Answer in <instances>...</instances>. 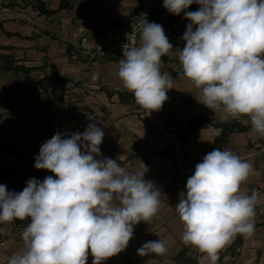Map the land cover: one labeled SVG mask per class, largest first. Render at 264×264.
<instances>
[{
  "label": "clouds",
  "instance_id": "1",
  "mask_svg": "<svg viewBox=\"0 0 264 264\" xmlns=\"http://www.w3.org/2000/svg\"><path fill=\"white\" fill-rule=\"evenodd\" d=\"M193 3L201 7L186 11ZM170 14L190 20L179 51L184 75L202 92L207 108L223 107L232 117L245 116L252 131L264 136V0H163ZM140 43L124 50L118 75L137 104L159 110L174 88L162 74L161 58L173 45L163 27L140 21ZM104 132L90 123L83 133H56L42 143L36 169L55 174L41 182L30 178L20 192L0 184V222L30 219L22 232L26 250L7 264H92L123 252L134 225L160 210L162 193L116 160L97 159ZM253 165L219 148L206 154L187 179L186 196L175 210L184 224L182 241L205 253L211 264L238 235L255 231L258 193L240 191ZM162 240L148 241L137 254L163 255Z\"/></svg>",
  "mask_w": 264,
  "mask_h": 264
},
{
  "label": "crops",
  "instance_id": "2",
  "mask_svg": "<svg viewBox=\"0 0 264 264\" xmlns=\"http://www.w3.org/2000/svg\"><path fill=\"white\" fill-rule=\"evenodd\" d=\"M41 1L45 8L54 11L45 15L33 9L28 0H0V45L11 46L17 62L27 67L53 63L59 76H66L69 80L55 83L44 78L43 74L49 73L46 66L44 72L32 71L35 83L30 89L13 93L8 101L0 103V165L16 166V170L0 184L9 186L8 191L20 192L27 186L23 177L36 173L41 177L51 175L49 170L31 169L32 163L24 157L17 158L11 148L35 158L39 154L35 146L51 139L58 129L83 133L90 123H94L104 132L103 141L111 146L109 151L103 149L102 157L117 159L127 171L135 173L143 171L140 167L142 161L149 169L144 179L151 181L162 193V205L157 215L134 225V234L127 248L102 264H173L174 256L184 246L195 254L198 264H211L205 253L182 241L184 224L175 207L185 198L187 179L194 174L195 166L203 157L214 149H227L253 165L255 171L241 184L240 191L248 195L253 191L258 193L256 207L263 216L259 220L262 221L264 136L253 132L250 124L246 131L231 133L221 142L219 127L201 126L175 146L173 152L157 155L165 147L157 134L161 123L170 130L177 123L186 124L199 116L216 125L230 120L248 121L245 116L228 115L223 107L207 108L200 102L201 90L180 71L179 51L186 44L182 37L191 21L182 15L170 14L166 8H159L163 0ZM139 4L154 9L151 23L160 24L173 45L167 59H161L160 71L172 78L174 88L167 90L168 99L159 110L150 111L136 101L138 108L119 101L116 91L134 96L118 75L119 61L124 58L105 54L100 59L91 60L82 54L84 48L99 45L106 32L122 29L133 8ZM23 77L21 72L0 71V97ZM106 89L114 94L109 97ZM66 107H72L75 118L61 115V110ZM136 142L150 146L152 154L147 160L127 158L130 153L145 156V152L133 148ZM256 143L261 146L255 147ZM29 222L30 219H25L22 225L15 227L13 221L0 222V232L11 235L4 240V247H0V258L26 250L22 232ZM159 239L166 244L168 251L165 254H137L143 244ZM220 253L216 264H264V225L255 226L251 236L243 235V246L238 255L220 259ZM92 261L89 250L87 264Z\"/></svg>",
  "mask_w": 264,
  "mask_h": 264
},
{
  "label": "trees",
  "instance_id": "3",
  "mask_svg": "<svg viewBox=\"0 0 264 264\" xmlns=\"http://www.w3.org/2000/svg\"><path fill=\"white\" fill-rule=\"evenodd\" d=\"M28 2L33 9L39 10V12L42 14L48 15L54 11L52 9L45 8L44 3L41 0H28ZM137 8H138L137 6L133 8L131 14L135 13L137 11ZM159 8H164L163 4H161ZM199 8L200 7L197 6L196 3H193L192 5L189 6V8L186 11L195 12ZM154 15L155 13L153 11L151 13L150 20L152 19V17H154ZM180 15L185 17L184 12H181ZM6 34L16 35L15 33H10V32H6ZM114 58H120V57L117 55ZM161 59L165 61L167 59V55L163 56ZM46 66L49 67V73L47 74L44 73L43 74L44 78L52 82H55V83L67 82L69 80L66 76H59L56 66L53 63H48V64L45 63L41 65L40 67H27L24 64L17 62V59L13 56L11 46L0 45V71H15V72H21L24 75L21 81L13 83L12 87L1 95L0 103L8 101L13 93H18L23 90L30 89L35 83V80L31 77L32 71L38 69L44 72V68ZM180 71L184 73L182 67L180 68ZM106 92L109 97L114 94V91L109 90V89H106ZM115 93H117L120 102L130 104L133 107L135 106V99L132 94L127 93V92H121V91H116ZM135 108H138V106H135ZM71 109L72 107H66L65 109L61 110V115L69 117V118H75L76 116L71 112ZM146 124L150 129H152L149 123H146ZM201 126L219 127L220 128V140L221 142H223L228 138V136L231 133L246 131L250 126V122L242 123L240 121L230 120V121L216 125V124L211 123L206 117L199 116L195 119L189 120L186 124L177 123L175 125V136L178 142L179 143L184 142L185 139L190 134L194 133L195 130H197V128ZM58 132L61 134H71V132H64V131H61L60 129H58L56 133ZM40 147L41 146H35V149L39 151ZM100 148L106 151L111 150L110 144L105 141H102ZM133 148L140 149L142 152H145V156L141 157L137 154L130 153L127 157L129 159L140 158L142 160H147L148 157L152 154L150 146L143 145L141 142H136L133 145ZM174 150H175V145L170 142L163 149H160L157 152V155L162 156L163 154L173 152ZM11 152L14 153L17 158L24 157L27 161L32 163L31 169L36 170V171L38 170L34 167L35 158L32 157L30 154H19L14 148H11ZM103 158H110V157H106V156L101 157V159ZM114 160H116L119 163L117 159H114ZM15 170H16V166L0 165V182L4 181L6 176L8 174H11ZM50 176H53V178H58V177H55V174L52 172ZM30 178H35L41 182L45 179V177H41L36 173L35 175L23 177V180L27 182ZM8 189H10L9 186H7V190ZM255 213L256 215L254 217V225L255 226L264 225V219L262 221H259L261 218H263V216L259 213V209L257 207H255ZM23 221L18 220V219L14 220L13 221L14 227L22 225ZM242 246H243V235L238 234L234 237L233 241L228 246H226L223 250H221L220 259L238 255L242 249ZM173 262H174L173 264H198L195 254L191 251L190 248L186 246L182 247L178 251V253L173 258Z\"/></svg>",
  "mask_w": 264,
  "mask_h": 264
},
{
  "label": "built area",
  "instance_id": "4",
  "mask_svg": "<svg viewBox=\"0 0 264 264\" xmlns=\"http://www.w3.org/2000/svg\"><path fill=\"white\" fill-rule=\"evenodd\" d=\"M197 6L201 7L199 4ZM137 11L129 16L124 22L122 29L117 31H109L103 35L102 42L96 47H86L82 50V54L89 59H100L103 55L110 57L123 56L124 50L126 51L131 46H137L140 40V21L143 17L149 22L153 8L146 6L145 4H139ZM157 132H161L169 137V143H173L178 146L179 142L175 136V127L168 130L165 124L161 123L157 128ZM255 147H260V143H256ZM9 257L0 258V264H7Z\"/></svg>",
  "mask_w": 264,
  "mask_h": 264
},
{
  "label": "rangeland",
  "instance_id": "5",
  "mask_svg": "<svg viewBox=\"0 0 264 264\" xmlns=\"http://www.w3.org/2000/svg\"><path fill=\"white\" fill-rule=\"evenodd\" d=\"M158 138H160V141L161 142H164L165 146L169 143L170 139L168 136L164 135V134H161V132H158ZM102 150V151H101ZM100 151H101V154L103 152V149L100 148ZM102 155L101 156H97L96 158L97 159H101ZM7 233V232H6ZM9 236L11 235H5V231L3 232H0V247H4V240H7L9 238ZM4 238V239H3ZM9 257V256H8Z\"/></svg>",
  "mask_w": 264,
  "mask_h": 264
}]
</instances>
